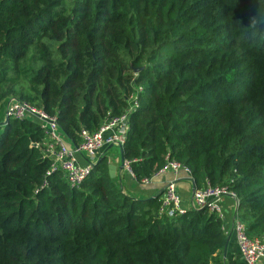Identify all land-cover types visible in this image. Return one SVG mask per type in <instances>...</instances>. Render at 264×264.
<instances>
[{"label":"trees","instance_id":"16d2710c","mask_svg":"<svg viewBox=\"0 0 264 264\" xmlns=\"http://www.w3.org/2000/svg\"><path fill=\"white\" fill-rule=\"evenodd\" d=\"M132 93L131 178L167 155L194 187L227 186L264 239V0H0V264H223L214 213L159 215L160 194L123 193L104 153L71 188L46 173L39 122L4 116L25 101L77 145Z\"/></svg>","mask_w":264,"mask_h":264},{"label":"built area","instance_id":"2783aa9c","mask_svg":"<svg viewBox=\"0 0 264 264\" xmlns=\"http://www.w3.org/2000/svg\"><path fill=\"white\" fill-rule=\"evenodd\" d=\"M128 103V108L123 114L105 119L96 130L89 132L81 128L78 132L80 141L74 147L64 143L55 118L48 115L41 108L25 101L11 98L4 108V116L5 118L14 119H36L39 122L44 134V140L40 145L42 156L50 161L46 173L60 170L68 186L72 188L77 187L88 175L95 160L101 156L103 148L122 146L127 130L126 116L137 106L135 93L129 95ZM78 154L85 157V161L82 164L76 158ZM123 168L132 177L129 172L128 161H123ZM179 171L190 176L189 170L185 165L168 159L167 155H165L164 164L158 172H170L174 175ZM149 179L143 178L140 183L146 184ZM225 196L235 200L234 193L225 185L212 186L206 182L203 187L196 188L192 184L190 203L187 209L206 208L222 220L223 212L220 207V201ZM183 211H185V208L181 205L175 183L173 181L167 182L159 196L157 213L166 217H173ZM230 235H232L238 254L245 264H262L264 259L263 238L247 236L243 222L237 217L232 220Z\"/></svg>","mask_w":264,"mask_h":264},{"label":"crops","instance_id":"0c3cea01","mask_svg":"<svg viewBox=\"0 0 264 264\" xmlns=\"http://www.w3.org/2000/svg\"><path fill=\"white\" fill-rule=\"evenodd\" d=\"M63 138L64 143H66L68 146H76L71 144L64 136ZM106 149L107 148H105V150ZM76 158L80 164L85 161V157L81 154H78ZM107 160L109 163L114 164L110 158L107 157ZM115 176L117 178V183L120 185L123 193L139 199L151 198L153 196L159 195L162 192L165 184L169 181H173L179 194L182 206L186 209L189 207L192 180L191 177L184 172L179 171L174 175L170 172H158L153 175L146 184H142L136 183L124 170V168L119 169L117 166L115 170ZM236 206L235 200L227 196L223 197L220 201V207L222 208L223 212V229L225 234L228 236L226 249L224 253L222 252L221 254L223 264H245L243 259L238 254L232 235H230L231 223L233 218L236 217ZM262 264H264V259Z\"/></svg>","mask_w":264,"mask_h":264},{"label":"water","instance_id":"95a60500","mask_svg":"<svg viewBox=\"0 0 264 264\" xmlns=\"http://www.w3.org/2000/svg\"><path fill=\"white\" fill-rule=\"evenodd\" d=\"M109 147H111V146H108L107 148H109ZM117 149H118V154H119L118 168H119V169H122V168H123V161H124V160H123L122 155H121V147L118 146ZM99 158H100V157H98V158L95 160V163L99 160ZM95 163H94V164H95ZM115 170H116V166H115L114 164H111V163H108V164H107V173H108V176H109L110 178H114V176H115ZM153 197H155V196H153ZM227 241H228V236L226 237V241H225V244H224L223 249H222V252H223V253H224V251H225V249H226Z\"/></svg>","mask_w":264,"mask_h":264},{"label":"rangeland","instance_id":"374dc122","mask_svg":"<svg viewBox=\"0 0 264 264\" xmlns=\"http://www.w3.org/2000/svg\"><path fill=\"white\" fill-rule=\"evenodd\" d=\"M0 131H1V126H0ZM60 136L64 141L62 134ZM103 152H104L105 156L110 158L113 161L114 165L117 167L118 162H119V154H118L117 147L111 146V147L107 148L106 150H103L102 153Z\"/></svg>","mask_w":264,"mask_h":264}]
</instances>
